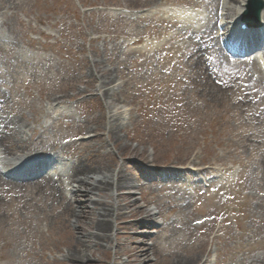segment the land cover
<instances>
[{
  "label": "rangeland",
  "instance_id": "1",
  "mask_svg": "<svg viewBox=\"0 0 264 264\" xmlns=\"http://www.w3.org/2000/svg\"><path fill=\"white\" fill-rule=\"evenodd\" d=\"M183 1L0 0V95L6 102L0 120L33 128L28 134L32 153L58 149L75 164H85V154H93V163L127 176L122 194L134 196L122 201L116 219H109L113 241H102L103 250L92 248L90 259L76 264H130L136 258L128 249L133 239L153 249L149 264H172L175 258L197 254L203 261L250 264L241 249L250 246L252 256L260 258L252 264H264L263 81L253 68L247 69L249 77L241 66L211 52L195 61L193 51H177L176 43L168 55L128 46L132 37L155 36L150 21H133L132 14ZM230 12L234 17L235 11ZM153 26L159 29L156 21ZM182 66L199 69L192 74ZM114 86L115 96L106 99L103 91ZM61 97L65 100L56 102ZM112 113L121 114L118 140L107 128ZM192 157L200 166L222 160L220 175L239 163L245 172L237 178L239 185L214 204H204L203 210L211 207L200 213L197 203L187 208L189 201L165 198H180L174 194L181 184L169 171L159 174L155 168L182 165ZM4 181L0 264H42L39 258L20 262L27 252L39 254L42 248L45 261L64 259L74 231L82 227L70 229V221L58 215L61 201L51 202V190L44 184L19 188L10 179ZM115 196L97 193L100 206H90L98 209L92 219H99L103 205L113 210ZM143 210L149 217H133ZM2 239L14 245L7 248Z\"/></svg>",
  "mask_w": 264,
  "mask_h": 264
},
{
  "label": "bare ground",
  "instance_id": "2",
  "mask_svg": "<svg viewBox=\"0 0 264 264\" xmlns=\"http://www.w3.org/2000/svg\"><path fill=\"white\" fill-rule=\"evenodd\" d=\"M245 2L246 0H225L223 4L221 12L222 20L230 19V9H235V21H232L234 23H231L236 28V31L233 32V30L229 27V24L225 25V30L227 32V39L231 37L233 34H238V28L240 24V19L242 17V13L245 11ZM235 3V4H233ZM230 5V6H229ZM234 5V6H232ZM263 19V26H264V13L262 15ZM164 22L165 26L164 33L167 30L175 29L178 31V34L176 38H185L188 37V42L182 46L183 50L186 49H194L193 51V58H200L201 56L205 55L208 52H212L217 56V53L223 54L225 52L224 42L215 41L216 39L213 38L212 40L209 37H205L206 33H209V36H214V33H216L217 25H209L207 28L208 31L205 32H199L194 31L190 28V26L195 25L198 23L197 20H187L184 18V21H177V20H171L168 21L166 19L161 20ZM171 28V29H170ZM214 28V29H213ZM203 30V29H202ZM219 31V30H218ZM220 38H223V35L219 36ZM181 40V39H178ZM209 40L213 41L211 43ZM156 47V46H155ZM154 46L152 47V49ZM161 48V47H158ZM192 64L195 62L192 61ZM197 63V62H196ZM231 65H239L237 63H231ZM240 66V65H239ZM197 67H187L185 66L183 70L194 72ZM193 74V73H192ZM198 78H200L198 76ZM107 80L108 77H107ZM107 80L104 78L102 79L103 82H107ZM114 83V82H113ZM112 83V85H113ZM193 87H198L196 83L191 84ZM192 88V87H191ZM211 89H214L211 87ZM115 86L112 88L105 89L103 91V96L106 99H113L111 97L115 96L116 93ZM59 100H65L64 97H61ZM121 116L120 113H117ZM117 114L112 113V120H110L107 125V128L110 130L109 133L111 134L112 138H115V140H118V132L120 131L119 128L123 127V124L120 122L117 118ZM119 125L117 126V124ZM8 125H14L12 123ZM26 133H27V127L20 125L18 126V129H14L12 136L11 135H0V152L3 156H5V159L12 160L14 158L20 157L21 159L25 160L29 157H37L38 153H31L29 150V141L26 140ZM21 135V138L19 140H16L14 135ZM115 136V137H113ZM119 142V141H117ZM88 144H91V141L86 142L85 149L88 148ZM82 146V144H81ZM126 146H123V149H126ZM80 157V156H79ZM86 160L84 161L85 164H78L69 167V169L65 173H59L56 172L54 175H46L42 177L41 179H35L33 181L29 180L31 178H22L24 179L23 183H17L15 184V187L19 188H38L41 187L40 184H44V188L50 189V201L53 202V200L59 199L61 201V218H64L66 222H69L70 229H75L74 225L81 226L82 228H78L77 231H74V238L72 241H70V247L67 249L65 253H63L62 257L64 259L58 260L54 259L52 261H45V250L41 253H37L35 251L27 252L24 259H20L21 263H25L28 260H34L36 258L40 259V262L42 264H76L81 263L84 261H88L90 259L89 254H94L95 252H91L92 248H96L95 250H103V247L101 245V242L104 240L113 241L112 237L110 236V233L113 232L112 228L110 226L109 219L113 218L114 216H118L117 214L122 210V201L124 199H132L134 196L132 195H124L122 194V190L127 185V176L121 175V171L117 173H110V171L105 166H101L98 164H95L92 162L93 154L86 153L85 154ZM218 163L217 159H211L208 163L211 166H215ZM194 165H197V161L194 160ZM213 171H215L214 168H212ZM115 172V171H113ZM209 169L207 168H200L197 169L194 172H191L192 177H199L200 174H208ZM6 176L4 170L0 169V182L4 184H8L3 180V177ZM54 178H58V180L54 183ZM58 184V185H57ZM57 185V186H56ZM31 186V187H30ZM132 190V188L130 189ZM220 191V190H219ZM112 192L115 193V200L117 202V206L113 208H106L107 205L101 206V209H99V219H92V217L96 216L97 210H94V208H90V206H97L99 202L95 199L97 196V193H107ZM69 193L72 194V196L69 198ZM187 194V193H185ZM84 197V199L81 200V198ZM85 198H87L85 200ZM90 202V203H87ZM192 198L190 197V203L187 205V208L189 205H191ZM211 200H202L199 208L198 213L205 211L207 208L211 206H206V209L203 210L204 204H210ZM135 205V204H134ZM105 207V208H104ZM195 215H190L187 220H189L191 217ZM149 217V213L147 214V211H137V214L134 213L133 217L139 218V217ZM115 218V217H114ZM116 219V218H115ZM119 220V219H118ZM53 221H56V219H53ZM87 225H86V223ZM0 230H2L0 228ZM23 234V233H22ZM21 235V234H20ZM144 238H149V236H143ZM142 238V237H141ZM216 240H219L220 238L217 236L215 237ZM3 240V244L5 247L9 248L12 247L13 243H5V240ZM27 240V239H26ZM133 243L129 244L130 252L133 253L134 257H136L134 260L130 262L134 264H149L150 260V251L153 249H148L147 247H141L140 245L143 243L139 241L138 239H133ZM218 242V241H213ZM42 245V243H40ZM214 244V243H213ZM206 246V244H205ZM260 246V244H258ZM90 247V248H89ZM253 247H242L241 249L248 253L250 264L252 263H258L259 257L256 255H253ZM48 250V249H47ZM51 254H55L54 251H50ZM202 252V249L199 250L198 253ZM205 256H209L211 254V250H209L208 247H205L204 249ZM105 254V253H104ZM44 258H43V257ZM203 257L201 254L193 255V257H187V259H180L175 258V262L172 264H204L206 261H203ZM38 259V260H39ZM19 262V263H20ZM8 264H14L12 261H7ZM32 264V263H30ZM38 264V263H35ZM170 264V263H169Z\"/></svg>",
  "mask_w": 264,
  "mask_h": 264
},
{
  "label": "water",
  "instance_id": "3",
  "mask_svg": "<svg viewBox=\"0 0 264 264\" xmlns=\"http://www.w3.org/2000/svg\"><path fill=\"white\" fill-rule=\"evenodd\" d=\"M259 11V9H257Z\"/></svg>",
  "mask_w": 264,
  "mask_h": 264
}]
</instances>
